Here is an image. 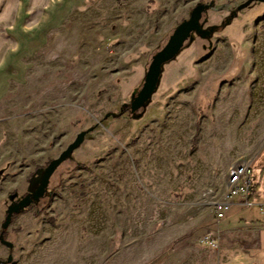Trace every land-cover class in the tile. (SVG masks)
<instances>
[{
    "label": "rangeland",
    "instance_id": "1",
    "mask_svg": "<svg viewBox=\"0 0 264 264\" xmlns=\"http://www.w3.org/2000/svg\"><path fill=\"white\" fill-rule=\"evenodd\" d=\"M211 3L202 25L212 36L193 35L131 115L152 57ZM61 36L0 107V237L13 244L0 242V264H264L246 232L222 234L218 251L201 243L218 232L234 164L257 158L264 199V4L88 0ZM82 132L45 197L3 232L9 207Z\"/></svg>",
    "mask_w": 264,
    "mask_h": 264
},
{
    "label": "crops",
    "instance_id": "2",
    "mask_svg": "<svg viewBox=\"0 0 264 264\" xmlns=\"http://www.w3.org/2000/svg\"><path fill=\"white\" fill-rule=\"evenodd\" d=\"M87 2L0 0V107L11 92L27 85L31 72L40 65L41 59L48 56L53 41L62 37L67 24ZM260 166L264 178L263 162ZM253 202L264 203L259 183L249 199V203ZM231 205V217L225 222V229L221 230L224 220L217 229L219 239L222 234L233 236L246 232L253 249L264 255V214L257 217L255 208L252 212L247 210V202L241 198L232 200ZM237 215H243V218L232 223Z\"/></svg>",
    "mask_w": 264,
    "mask_h": 264
},
{
    "label": "water",
    "instance_id": "3",
    "mask_svg": "<svg viewBox=\"0 0 264 264\" xmlns=\"http://www.w3.org/2000/svg\"><path fill=\"white\" fill-rule=\"evenodd\" d=\"M259 3L264 4V0H256ZM252 1L248 2V6ZM214 6L211 4H201L196 6L188 20L183 21L169 37L166 45L158 51L153 57L149 65L147 74L145 76L144 84L133 99L130 105V113L134 115L141 111L151 101L152 96L157 91L158 84L160 82L163 67L173 61L184 49L186 44L191 40L193 35L200 36L203 39H208L212 36L214 29L206 30L203 28L202 22L205 14ZM240 8L239 10H241ZM238 16V12H234L228 21L233 20ZM227 21V22H228ZM87 132L80 133L76 140L68 146V148L62 152L59 158L53 160L43 174H41L38 180V187L30 194L25 196L19 203L10 206L7 211V216L2 230L7 231L9 226L12 224V219L15 215H18L25 211L28 207L33 205L35 202L43 199L50 185L51 178L56 171L63 165L67 160L71 158L73 153L84 143ZM1 244L5 245L9 249H13V244L5 240L3 235L0 237ZM9 263L12 262V256L7 260Z\"/></svg>",
    "mask_w": 264,
    "mask_h": 264
},
{
    "label": "built area",
    "instance_id": "4",
    "mask_svg": "<svg viewBox=\"0 0 264 264\" xmlns=\"http://www.w3.org/2000/svg\"><path fill=\"white\" fill-rule=\"evenodd\" d=\"M252 165V160H240L230 168L225 180V200L215 207V221L218 225L225 219L232 200L241 198L247 205L250 204L249 199L256 191L251 179ZM261 212H264V208H261ZM201 243L213 251L220 249L219 236L214 232L205 235Z\"/></svg>",
    "mask_w": 264,
    "mask_h": 264
},
{
    "label": "trees",
    "instance_id": "5",
    "mask_svg": "<svg viewBox=\"0 0 264 264\" xmlns=\"http://www.w3.org/2000/svg\"><path fill=\"white\" fill-rule=\"evenodd\" d=\"M120 116H121V113L118 114V115H116V117H120ZM16 216H17V215H15V216L13 217L12 221L16 218Z\"/></svg>",
    "mask_w": 264,
    "mask_h": 264
}]
</instances>
